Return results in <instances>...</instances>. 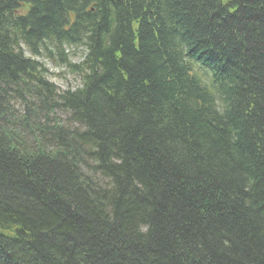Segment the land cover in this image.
Wrapping results in <instances>:
<instances>
[{"label": "trees", "instance_id": "16d2710c", "mask_svg": "<svg viewBox=\"0 0 264 264\" xmlns=\"http://www.w3.org/2000/svg\"><path fill=\"white\" fill-rule=\"evenodd\" d=\"M0 264H264V0H0Z\"/></svg>", "mask_w": 264, "mask_h": 264}, {"label": "rangeland", "instance_id": "374dc122", "mask_svg": "<svg viewBox=\"0 0 264 264\" xmlns=\"http://www.w3.org/2000/svg\"><path fill=\"white\" fill-rule=\"evenodd\" d=\"M75 55L74 58L71 56V62L79 64L83 58L82 50L75 51ZM48 69L53 72L49 74L50 81L54 82L60 90L64 91L68 88L77 87L75 84L77 83L78 78L72 73V69L65 65L58 67L57 63H49ZM75 72L79 73L76 69Z\"/></svg>", "mask_w": 264, "mask_h": 264}, {"label": "water", "instance_id": "95a60500", "mask_svg": "<svg viewBox=\"0 0 264 264\" xmlns=\"http://www.w3.org/2000/svg\"><path fill=\"white\" fill-rule=\"evenodd\" d=\"M112 1H115V0H112Z\"/></svg>", "mask_w": 264, "mask_h": 264}]
</instances>
